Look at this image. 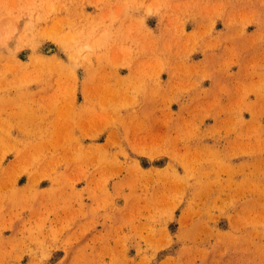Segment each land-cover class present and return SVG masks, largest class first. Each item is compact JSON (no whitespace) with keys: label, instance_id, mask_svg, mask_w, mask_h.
I'll return each mask as SVG.
<instances>
[{"label":"rangeland","instance_id":"obj_1","mask_svg":"<svg viewBox=\"0 0 264 264\" xmlns=\"http://www.w3.org/2000/svg\"><path fill=\"white\" fill-rule=\"evenodd\" d=\"M255 2L259 10L249 16L231 9L232 0H0V101H51L58 113L35 127L0 123L6 136L18 128L38 141L16 150L11 162L19 170L2 186L3 151L16 147L0 140V209L4 200L15 210L41 200L44 213L26 246L0 243V264H264L261 150L196 148L199 124L148 141L145 123L134 122L182 111L203 122L222 113L215 105L171 106L174 96L143 105L141 96L148 83L152 96H162L160 74L183 66L188 46L217 40L226 19H264V0L244 5ZM257 85L264 96V74ZM241 109L258 113L250 105L234 112ZM214 133L206 130L202 140ZM20 173L21 181L50 185L18 186ZM71 204L79 217L49 219Z\"/></svg>","mask_w":264,"mask_h":264},{"label":"crops","instance_id":"obj_2","mask_svg":"<svg viewBox=\"0 0 264 264\" xmlns=\"http://www.w3.org/2000/svg\"><path fill=\"white\" fill-rule=\"evenodd\" d=\"M245 2L248 0H232L231 9H249L246 15L254 16L259 10V5L255 2V5L246 7ZM216 35L217 40H213L215 44L213 42L203 43L200 46H195L192 51L188 46L189 57L179 59V65L183 66L169 67L164 71L165 73L160 74L162 82L159 92L162 96H152L151 85L148 83L149 87H147L145 95L141 96V101L143 105L157 106L167 100V97L174 96L176 102H171V106L190 108L215 105L221 106L224 111L203 122L199 117L184 114L183 111L182 114L171 118L157 114L140 118L134 122L145 123V134L148 141L158 140L161 136L181 130V128H189L190 124H199L194 128L197 137L193 139V143L196 148L202 147L203 144H210L218 152L228 153L235 149L258 147L261 150L258 153V158L262 159L264 158V114H261L260 110L264 107V96L257 89V81L258 75L264 74V19L261 17L228 18L222 26L217 27ZM210 61H214L215 65L208 67ZM51 103V101L41 100L37 104L19 102L18 106H11L8 101L2 100L0 101L2 110L0 123L5 126L7 123L33 121L34 127L45 125L47 120H55L58 115L56 109L51 110ZM249 105L255 107L259 114L251 116L245 109H241L237 113L234 112V108H245ZM251 122L260 124L257 133L250 134V130L247 129ZM233 123H236L238 128L235 132H230L227 128ZM136 128L138 127L135 126ZM208 129L215 130V135L202 140L201 134ZM53 130L57 131V128ZM133 131L134 127L131 133ZM11 132L12 136L9 137L5 134V128L0 129V140L6 138L5 149L16 147L13 151H3V154L9 157L3 159L1 163V167H3L1 171L2 186L8 185L6 180L9 172L19 170L18 166L11 162L15 158L16 150H22L27 143L33 144L36 141L31 139L32 137L23 135L18 128H13ZM248 158L243 156L242 160H248ZM150 166L157 168L162 165L151 164ZM262 168L264 171V167ZM57 170L68 172L72 169L60 166ZM36 174L34 172L33 175ZM23 175L20 173L17 177L18 186H23L27 182V185L30 186L46 187L50 185V182L46 180L32 182L33 178L31 177H26L24 181H21ZM259 177L264 180V173ZM34 179L36 180V178ZM64 181L67 179H61L60 184H66ZM2 203H4V209H0V243L2 242V246H11V243L15 244L12 239H16L18 246H26L27 234L36 236L40 233L38 230L31 229H36L35 223L43 219L44 213L39 209V204H42V201H35L33 209L20 210H18L19 208L15 210L10 200H4ZM20 203H25V201H20ZM51 203L61 204L62 202ZM75 206V204H71L65 210L57 209L53 215L48 217L49 219L79 217ZM26 207L29 206L25 204L24 208ZM50 225H53V222ZM71 230L69 229V231Z\"/></svg>","mask_w":264,"mask_h":264}]
</instances>
